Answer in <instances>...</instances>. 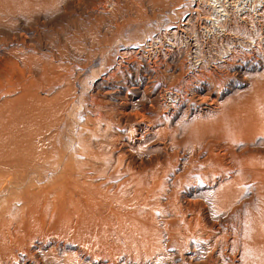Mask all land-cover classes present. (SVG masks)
Listing matches in <instances>:
<instances>
[{"label": "rangeland", "instance_id": "1", "mask_svg": "<svg viewBox=\"0 0 264 264\" xmlns=\"http://www.w3.org/2000/svg\"><path fill=\"white\" fill-rule=\"evenodd\" d=\"M29 1L13 0L6 7L8 9H3L6 13L0 17V74H12L14 86L23 83L33 70L40 68L39 74H45L48 69L52 74L65 76L64 87L62 84L55 88L44 87L42 94L52 99L62 86V90L66 88L65 97L70 95L66 98L68 105L64 115L68 120L65 117L61 121L58 138L63 144L70 142L65 159L71 165L79 160L83 162L80 175L75 174L77 166L73 165L75 170L71 171V180L78 177L92 187H100L103 183L102 187L109 188L110 193H115L118 190L115 186L121 182L118 172L114 173L118 180L111 184L103 177V172L96 171L92 162L106 156L90 158L82 148L76 149L81 142L88 146L111 138L107 153H113L114 160L122 158L118 165L122 164L120 168L124 174L132 162L131 167L144 166L148 182L152 174L155 178L160 177L168 186L159 193L164 190L169 195L175 175L186 171L192 158L207 161L204 159L208 142L227 143L236 149L249 146L264 150V130L242 139L238 136L227 138L239 124L251 122L252 100L255 105L264 103V98H260L264 96V0L241 3L222 0L223 4L220 0ZM208 74H214V79L210 78L207 87L200 90L196 85L200 77ZM111 90L114 91L103 97ZM0 91L3 93V88ZM9 97L5 98L15 99L17 95ZM127 108L134 113L128 117L129 121L122 115ZM263 111L264 108L260 111L261 116ZM145 127L152 133L144 131ZM61 143L56 149L54 147L55 159L60 158L63 150L66 152ZM218 149L221 153L223 146ZM230 163H226L227 166ZM208 165L216 170L215 166ZM194 166L200 165L195 163ZM204 166L209 167L206 163ZM204 166L201 167L205 169ZM231 169L235 170L234 167ZM228 171L226 173H230ZM217 172L221 176L224 170L216 171L214 177L213 173L209 174L212 178L209 176L206 184L203 183L205 186L199 185L194 193L186 192V189L179 192L180 201H183L182 196L193 198L195 195L203 202L211 201L220 178ZM29 174L32 175L17 170L4 174L2 179L8 186L13 183L21 186L16 188L21 192ZM248 180L244 181L247 185L241 183L243 189L240 191L246 200H256L261 185L257 180ZM68 192L66 189L67 199ZM164 193L158 199L161 205L167 202ZM144 194L145 199H131L124 205L115 202L113 206L119 205H116V212L133 209L140 214L154 215L155 219L148 222L158 231L152 247L138 246L137 241L146 243L147 239L135 231L133 223L115 217L99 224L75 216H67L62 221L56 217L52 206L38 208L33 214L31 228L25 235L27 243L35 240L47 243L45 250L52 258L49 257L51 264H190V257L199 259L200 246L204 244L197 233L210 232L213 228L216 231L218 217L202 209L200 223L188 226L187 221L175 216L168 208L156 207L154 193L145 190ZM13 195L15 197H10L6 203L19 208L21 194L14 191ZM171 221H175L177 228L174 229ZM174 230L188 238L193 246L186 263L175 248L167 250L168 238ZM159 231L164 234L165 248L160 246ZM15 232L23 234V227Z\"/></svg>", "mask_w": 264, "mask_h": 264}, {"label": "bare ground", "instance_id": "2", "mask_svg": "<svg viewBox=\"0 0 264 264\" xmlns=\"http://www.w3.org/2000/svg\"><path fill=\"white\" fill-rule=\"evenodd\" d=\"M12 1L13 0H0V17L6 13L3 9H8L6 7L10 6ZM29 2L31 3V1ZM35 3L36 2H34V4ZM11 9L13 10L12 7ZM220 29L224 28L220 26ZM213 32H215V30H213ZM213 32L210 31L211 34H213ZM226 33L227 30L225 34ZM230 54H233V52ZM229 55L226 54L225 56ZM40 70H33V72L24 79L23 83H19L17 86H14L11 81L13 80L12 74H0V90L1 88L4 90V95L2 97L0 96V264H51L50 260L52 258L45 250V248H47V243L42 242L41 240H35L28 244L25 236L31 228L30 224L33 214L41 207L50 208L52 206L54 212L57 214L56 217L62 219V221H64L67 216H75V218L82 217L93 224H99L100 222L104 223L103 220H107L109 218L114 219V217L115 219H123L127 222L133 223L136 227H134L135 231L140 232L141 235L143 234L145 236V240L147 239L146 243L144 242L145 244L142 243L141 240L137 241L139 247H152L153 242L155 241L154 238H156L155 236L158 231L154 230V227L148 225V222L151 223L150 219H155L154 215L151 214V216H149V214L145 213L140 214V211L133 209L117 210L118 212H116V205L118 204H116L115 207L113 206V203L115 202L122 203L124 205V203H127L131 199H145L147 198L144 194L145 190H148L149 193H154L152 197L155 201L154 205L156 207L162 206L164 210H167L168 208L171 213L175 214V216H181L183 220L187 221L188 226H191L195 222L200 223V213L202 209L208 210V213L213 212L216 217H218L216 221L219 224L216 223L218 226L216 231H214V228H211L212 231L210 232L207 231L205 233H197L201 244H204L200 246L202 250L200 251L201 256L199 259L198 257L194 258L188 255L189 249L192 246L191 242L188 241V238L175 233V230L173 231V234L170 235V238H168L167 250L172 251V248H175L181 256L183 262L186 263L187 258L189 259L190 257V264H264L263 149L251 148L249 146L236 149L234 146L227 143L216 145L212 141L208 142L206 144V148H208V150L205 149L206 155L204 159L207 161H197L196 159L195 161L192 158L188 169L175 175V181L171 184L172 193L169 195L167 193L165 194L164 190L162 192V194L164 193L167 196V202H165L166 204L162 202L164 205H161L158 201L159 196L162 195L159 191L163 187L168 186L167 183L162 179L160 180V177L155 178V175L153 174L152 179H155H151L152 182H148L147 177L144 174L146 167H131L134 165V162H132L131 166L127 165V170L124 169L126 170V174H124V172H122L123 170L121 171L122 164L121 166L118 165L122 163V158L118 157V159L114 160L113 153H107L108 147L112 143V141H110L111 138L101 141L98 144L89 143L88 146L81 142L80 144L83 146L77 145L76 149L82 148V150L91 156L90 158L105 155L106 157L101 159V161H94L91 165L94 169H96V171L103 172V177L106 180L109 179L111 184L114 180H118V178L116 179L118 175L116 174V176L114 174L118 172L121 177H119L121 182L119 185L115 186L118 190L115 191V193H110L109 188L102 187L103 183L100 184V187H92L91 185L82 182L78 177L71 180V171L76 169L75 174L80 175L83 162L79 160V162H76L77 164H73L77 167H73V165L69 163V160L67 158L65 159V157H68V143L70 144V142L64 141L63 144L58 138V134L61 132H59L61 121L65 117L68 120V117L64 115L68 105V99L66 98L70 95L65 97L67 95L65 93L66 88H63L62 90V86H65V76L61 74H52L48 69L44 71L45 74H39ZM210 78L214 79V74H208L207 76L200 77L196 86L200 90H204L207 87L206 83H210ZM211 82L214 81L211 80ZM60 84H62L61 90L52 99L42 94V90L45 89L44 87L55 88ZM113 91L114 90L106 92L103 97L110 95ZM0 93H2V91H0ZM15 94L17 95L15 99H9V96ZM7 96L9 98H5ZM3 97L5 99H2ZM260 98H264V96ZM108 99L109 98H107V100ZM250 103L252 109L250 112L251 122H243V124H239L236 131L234 130V133L232 134L228 132V134H230L229 137H227L228 139H232L237 136L242 139L248 135L250 136V134L255 133L256 131L264 130V115H260V111L264 108V103L255 105L254 100ZM255 106L257 107L254 108ZM129 110L130 108H127L122 113L123 118H125L126 121L130 120L128 117L131 116V114H134ZM103 119L106 120V118ZM136 121L138 124H142L141 120L137 119ZM144 131H147L149 134V131L151 132L152 130L145 127ZM75 137L78 136L76 135ZM81 137L82 136L80 135V138ZM60 143L65 145L66 148L64 149H66V152L63 150L64 153L60 156V158L58 156V158L55 159L56 156L54 155V151L56 146L60 145ZM220 146H223L221 153L217 151ZM178 147L177 143V148ZM191 152H193V150ZM60 153H62V151H60ZM123 157H125V155ZM100 158L101 157L98 159ZM124 161L125 160L123 159V162ZM227 161H230L231 163ZM84 163L86 164V162ZM87 163L89 164L90 162L87 161ZM195 163L200 166L195 167ZM205 163L207 166H209L208 164L213 167L215 166L216 170L214 168L212 169L210 166L207 168L204 166ZM226 163H230V165L228 164L229 166H227ZM201 166L206 168L203 169ZM231 167H234L235 170H232ZM93 168L92 170L94 171ZM217 169L221 170V172L224 170V172L220 174L221 176H219L220 172H217L218 177L220 178L219 182L216 184L217 190L212 196L211 201L203 202L202 200H199L196 195L193 196V198L190 196H182L183 201H180L179 192L186 189V192L194 193L199 185L205 186L208 181L207 178L209 179L211 173H213L212 177H214V174H216L215 172L218 171ZM229 169L232 171H228ZM17 170L28 171L32 174H29V180L25 186H23L21 192L16 190V188L21 186H14V183L12 184L13 186H11V184L8 186V184L4 183L5 180L2 179L4 174ZM109 170L110 173L112 171V174L114 175L108 173ZM226 171L230 173H226ZM50 173L53 175L49 176ZM94 177H96L95 174ZM212 177L210 176V178ZM85 179L89 178L85 177ZM202 179L203 181H201ZM248 179H251L250 181L253 182H256L257 180L261 185L259 189V185L257 183L256 191L259 189V196H257L256 200H254L255 198L246 200L243 198L244 196L240 191V188L243 189V186L240 187L241 183L243 182L247 185L248 183L246 182ZM213 181L215 182V179H213ZM20 182L21 181L17 183L19 184ZM101 182L103 181L101 180ZM56 187H59V189L57 188L54 190ZM66 189L69 190L67 194L68 199L65 198ZM14 191H16L17 194H21L19 198L22 200V203H19V208L16 206H9V203H6L10 197L14 196ZM157 193H159V195ZM156 194L158 196L157 198ZM174 222L175 221H171V224H174L173 226L175 229L176 223ZM220 224H222L223 227H220ZM19 227H23V234L15 232L16 229H21ZM211 227H213V225ZM159 234L161 239L160 246L162 245L163 247H161L165 248L163 245V242H165L164 234L160 231ZM202 238L204 241H202ZM164 255L165 254L162 253V256ZM49 257L51 258L50 260Z\"/></svg>", "mask_w": 264, "mask_h": 264}, {"label": "built area", "instance_id": "3", "mask_svg": "<svg viewBox=\"0 0 264 264\" xmlns=\"http://www.w3.org/2000/svg\"><path fill=\"white\" fill-rule=\"evenodd\" d=\"M223 1L225 2L226 0H223ZM223 1L220 0V3L223 4V3H224ZM229 1H231V0H229ZM236 1H237V2L240 1V3H241V2H244L245 0H236ZM210 7H211V6H210ZM243 11H244V10H243Z\"/></svg>", "mask_w": 264, "mask_h": 264}]
</instances>
